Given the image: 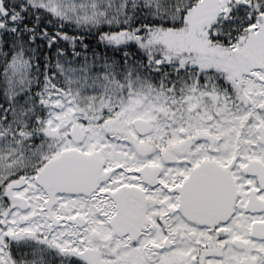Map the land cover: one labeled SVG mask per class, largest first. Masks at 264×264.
<instances>
[{"label": "snow or ice", "instance_id": "snow-or-ice-1", "mask_svg": "<svg viewBox=\"0 0 264 264\" xmlns=\"http://www.w3.org/2000/svg\"><path fill=\"white\" fill-rule=\"evenodd\" d=\"M0 264H264V0H0Z\"/></svg>", "mask_w": 264, "mask_h": 264}]
</instances>
